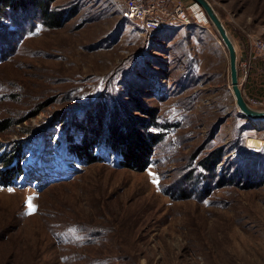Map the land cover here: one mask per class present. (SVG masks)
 I'll return each instance as SVG.
<instances>
[{
  "label": "rangeland",
  "instance_id": "rangeland-1",
  "mask_svg": "<svg viewBox=\"0 0 264 264\" xmlns=\"http://www.w3.org/2000/svg\"><path fill=\"white\" fill-rule=\"evenodd\" d=\"M8 1L0 171L10 159L21 175L0 183V264H264V121L238 112L202 9L145 0L172 15L149 31L123 0H45L60 14L50 28L43 0ZM208 1L246 103L264 110L251 47L264 44V0Z\"/></svg>",
  "mask_w": 264,
  "mask_h": 264
},
{
  "label": "water",
  "instance_id": "water-1",
  "mask_svg": "<svg viewBox=\"0 0 264 264\" xmlns=\"http://www.w3.org/2000/svg\"><path fill=\"white\" fill-rule=\"evenodd\" d=\"M193 4L199 6L212 24L217 33L218 39L223 44L228 56L229 69V87L233 95L235 106L243 118L252 121H264V110L251 108L245 101L240 84L238 81L237 71V52L233 41L231 40L221 19L208 0H191Z\"/></svg>",
  "mask_w": 264,
  "mask_h": 264
},
{
  "label": "built area",
  "instance_id": "built-area-1",
  "mask_svg": "<svg viewBox=\"0 0 264 264\" xmlns=\"http://www.w3.org/2000/svg\"><path fill=\"white\" fill-rule=\"evenodd\" d=\"M123 4L125 7V16L129 20L141 23L142 26L149 31L160 28L172 17V15H169L167 9L157 2L123 0ZM251 47L255 53L254 57L260 60L261 69L264 74V44L257 40Z\"/></svg>",
  "mask_w": 264,
  "mask_h": 264
},
{
  "label": "trees",
  "instance_id": "trees-1",
  "mask_svg": "<svg viewBox=\"0 0 264 264\" xmlns=\"http://www.w3.org/2000/svg\"><path fill=\"white\" fill-rule=\"evenodd\" d=\"M12 7H14V5H12ZM7 8H11L10 3L8 0H4L3 2L0 3V10L2 9H7ZM15 9V8H14ZM38 14L40 16V18H42L43 21H45L48 27L52 28L55 27L57 25V21L59 20V16L60 14H50V8H49V3L45 0L40 1V3H38ZM3 51V49L0 46V53ZM145 127V126H143ZM126 130H128V127H125ZM132 130V129H131ZM133 131V130H132ZM132 131H130V136L131 137V133H133ZM93 146V142H88L85 140H81V143H79L78 146L74 147V151L75 153L79 156V157H86L88 156V152L89 150L92 149ZM138 149H140L141 147L138 146ZM130 152H128V154L124 155V158L126 161H130L131 163H133L134 161H137L139 159H137V153H135V150L133 148H131V150H129ZM136 155V156H133ZM12 163V160L7 159L5 161H3L1 164L5 167L4 170L0 171V183L3 186H7L9 184H11L13 179L18 178L21 175V170L19 169V167L16 166H10ZM9 166V167H8ZM142 167V165H141Z\"/></svg>",
  "mask_w": 264,
  "mask_h": 264
},
{
  "label": "snow or ice",
  "instance_id": "snow-or-ice-1",
  "mask_svg": "<svg viewBox=\"0 0 264 264\" xmlns=\"http://www.w3.org/2000/svg\"><path fill=\"white\" fill-rule=\"evenodd\" d=\"M28 206H29L30 209L34 210V207L31 205V201L30 200L28 202Z\"/></svg>",
  "mask_w": 264,
  "mask_h": 264
},
{
  "label": "bare ground",
  "instance_id": "bare-ground-1",
  "mask_svg": "<svg viewBox=\"0 0 264 264\" xmlns=\"http://www.w3.org/2000/svg\"><path fill=\"white\" fill-rule=\"evenodd\" d=\"M194 7V6H193ZM195 8H197L200 11V7L195 4Z\"/></svg>",
  "mask_w": 264,
  "mask_h": 264
}]
</instances>
